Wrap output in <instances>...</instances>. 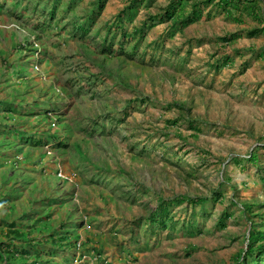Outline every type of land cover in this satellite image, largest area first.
Returning <instances> with one entry per match:
<instances>
[{"label":"rangeland","instance_id":"374dc122","mask_svg":"<svg viewBox=\"0 0 264 264\" xmlns=\"http://www.w3.org/2000/svg\"><path fill=\"white\" fill-rule=\"evenodd\" d=\"M174 1L0 0V264L264 259V0Z\"/></svg>","mask_w":264,"mask_h":264},{"label":"trees","instance_id":"16d2710c","mask_svg":"<svg viewBox=\"0 0 264 264\" xmlns=\"http://www.w3.org/2000/svg\"><path fill=\"white\" fill-rule=\"evenodd\" d=\"M177 1V0H176ZM214 0H206L204 3L205 4H209V3H212ZM250 1H254V0H220L217 4L218 7H220V11L223 10V11H226V12H230L231 9H236L237 11H244L246 9H249L250 7H254V4H249V5H246V3L250 2ZM204 3H195L193 5V9H192V12L187 15L185 18L183 19H179L178 20V24L179 26H181V28H183L184 26H187V25H190L192 23H194L195 21H197L202 15H203V10H204ZM183 4L184 2H182L181 0H178L177 2L174 1V3L171 5L172 7V10L170 11L169 10V17H176L177 15V12L183 7ZM256 5V4H255ZM100 6H103V4L101 3ZM257 11V9H255ZM52 16L54 17V12L51 13ZM239 20V19H237ZM76 28H79L80 30H82L84 32V34H88L89 30L87 29V27H85L83 24H78V25H74ZM258 31L255 30V31H251L250 34H256ZM243 33L242 32H236V33H233L226 38V40L228 41H234L236 40L237 38H239ZM0 107H3V104L1 103L0 104ZM47 113L49 112V110L46 111ZM15 132L16 134L20 135V134H23L20 130H18L17 128H15ZM58 138H54V140H56ZM31 140H34L35 141V144L37 145H45L47 142H50L52 139L51 138H48L46 137V139H31ZM61 145L65 144L64 142H60ZM254 160H256V157L253 158ZM186 200H189V197H186V196H182V195H179L177 197H175L174 199L172 200H163L162 203L158 206V209H157V212H155L153 215H151V220L156 222L157 224L165 227L167 226V222H168V219L169 217H167L166 215V211H168V209L171 207L172 204H175L176 202L179 203V202H184ZM193 202L195 203H203L204 200L203 198H198V199H192ZM17 234L19 233V231H16ZM260 239H264V235H261L259 236ZM1 247H3L4 249H10V246L9 244L7 243H1L0 244ZM23 255H27L29 253L28 250L26 251H21ZM249 253V255L251 256H254L256 255V252L257 250H248L247 251ZM236 264H245L243 261H238ZM250 264H264V259H252L250 261Z\"/></svg>","mask_w":264,"mask_h":264},{"label":"built area","instance_id":"2783aa9c","mask_svg":"<svg viewBox=\"0 0 264 264\" xmlns=\"http://www.w3.org/2000/svg\"><path fill=\"white\" fill-rule=\"evenodd\" d=\"M61 176H62V174H61Z\"/></svg>","mask_w":264,"mask_h":264}]
</instances>
